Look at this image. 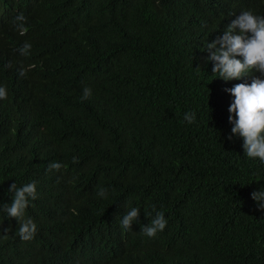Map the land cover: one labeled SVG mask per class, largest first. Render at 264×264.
Instances as JSON below:
<instances>
[{
    "label": "trees",
    "instance_id": "obj_1",
    "mask_svg": "<svg viewBox=\"0 0 264 264\" xmlns=\"http://www.w3.org/2000/svg\"><path fill=\"white\" fill-rule=\"evenodd\" d=\"M249 10L264 0H0V264H264V162L227 139L225 89L252 76L217 77L203 50ZM32 181L8 217L10 185Z\"/></svg>",
    "mask_w": 264,
    "mask_h": 264
},
{
    "label": "clouds",
    "instance_id": "obj_2",
    "mask_svg": "<svg viewBox=\"0 0 264 264\" xmlns=\"http://www.w3.org/2000/svg\"><path fill=\"white\" fill-rule=\"evenodd\" d=\"M26 17L20 13L15 22L23 34L26 29L23 23ZM219 45V47H217ZM30 43H25L18 51L21 55H29ZM203 50L209 52L206 61H213L212 73L225 81L252 76L251 83H237L229 91L234 100L228 107V122L232 125L227 139L239 135L243 138L244 153L249 158H259L264 162V16H257L252 11H243L232 19L222 36H218L207 43ZM237 57H242L238 59ZM258 72L260 75H253ZM18 75L24 77L26 72L19 69ZM92 95L90 88H84L82 100ZM7 98L6 87L0 86V99ZM234 114V115H233ZM185 120L192 123L194 113H186ZM62 165L58 162L50 163L49 170H59ZM36 181L17 188L12 183L8 192H12V202L3 205V211L8 217L21 218L31 200L36 198ZM97 195L106 197L107 191L101 188ZM251 197L258 202V207L264 209V191H253ZM140 209L133 207L124 215L122 226L131 229L133 222L138 221ZM167 220L163 212H157L150 226H145L143 232L148 237H155L158 231H163ZM7 230V229H5ZM37 232V225L32 219H27L19 227V236L24 241L33 239Z\"/></svg>",
    "mask_w": 264,
    "mask_h": 264
}]
</instances>
